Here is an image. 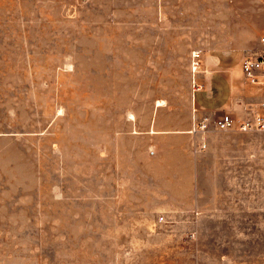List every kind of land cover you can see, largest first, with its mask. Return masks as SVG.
Returning a JSON list of instances; mask_svg holds the SVG:
<instances>
[{
  "label": "rangeland",
  "instance_id": "374dc122",
  "mask_svg": "<svg viewBox=\"0 0 264 264\" xmlns=\"http://www.w3.org/2000/svg\"><path fill=\"white\" fill-rule=\"evenodd\" d=\"M262 31L264 0H0V264H264V130L211 122L260 95L190 56Z\"/></svg>",
  "mask_w": 264,
  "mask_h": 264
},
{
  "label": "crops",
  "instance_id": "0c3cea01",
  "mask_svg": "<svg viewBox=\"0 0 264 264\" xmlns=\"http://www.w3.org/2000/svg\"><path fill=\"white\" fill-rule=\"evenodd\" d=\"M262 34H264V31L259 33L258 38H257V42H256L253 50L261 48L259 37ZM194 51L199 52L198 57L192 56V53ZM190 56H191V59H193L192 61L195 60V61H197V64H198V68H196V70L194 72H192V68H191V72L194 75L198 74V76H194L192 78L193 79L192 86H193L194 91L198 92L199 90H203L205 88V85H206V88L208 89V91L210 93H212L213 95L214 94L216 95L217 93H220L224 89V91H225L224 95H227V96H226L225 102H223L222 105L225 106L228 103H231L230 98H231L232 91L234 90V87H233L234 82L232 83V80H230L229 76H230V72L232 74L233 68L237 67V71H238L237 75L240 76V78H242V81H243L242 85H244L245 89L246 90H247V88L251 89L252 91L257 92L258 95H260L259 100H257L256 102H253V101L249 102V100H247L245 106L250 105L251 107H249V109H247L246 112H244L243 116H241V117L244 118V117L250 116V110L257 108L259 105V102L264 100V90L260 89L256 85L249 83L243 76V72H242V68H241V62H242L244 55L238 61H234V59L231 57V55H223V56L220 55L219 57L218 56H213V57L209 56L208 61H206L205 55L201 51H199L198 49H192ZM207 73L222 74V76H225L224 77L225 80H223L221 77H219L220 83L213 81V79H211V81H209V83H207L205 80V75ZM231 78H232V76H231ZM194 82L199 85L198 88L194 85ZM223 113H230V112L224 111L222 113L215 114V116L212 118V120L216 116L223 114ZM205 117L206 116H204L203 118H205Z\"/></svg>",
  "mask_w": 264,
  "mask_h": 264
},
{
  "label": "built area",
  "instance_id": "2783aa9c",
  "mask_svg": "<svg viewBox=\"0 0 264 264\" xmlns=\"http://www.w3.org/2000/svg\"><path fill=\"white\" fill-rule=\"evenodd\" d=\"M259 41L261 48L252 50L243 56L241 68L244 78L251 84L258 86L264 90V34L260 35ZM199 52L194 51L193 57H198ZM198 64L193 61L192 69L195 70ZM198 88L199 85L194 82ZM206 117L199 121V128L206 126ZM212 125L218 130H227L237 127L241 131H258L264 130V100L259 102L257 108L250 110V116L241 120H235L230 113H223L216 116L212 121Z\"/></svg>",
  "mask_w": 264,
  "mask_h": 264
},
{
  "label": "bare ground",
  "instance_id": "6f19581e",
  "mask_svg": "<svg viewBox=\"0 0 264 264\" xmlns=\"http://www.w3.org/2000/svg\"><path fill=\"white\" fill-rule=\"evenodd\" d=\"M159 105L161 104V102L160 103H158Z\"/></svg>",
  "mask_w": 264,
  "mask_h": 264
}]
</instances>
